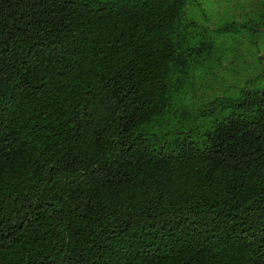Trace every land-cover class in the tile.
Returning <instances> with one entry per match:
<instances>
[{
	"label": "trees",
	"instance_id": "trees-1",
	"mask_svg": "<svg viewBox=\"0 0 264 264\" xmlns=\"http://www.w3.org/2000/svg\"><path fill=\"white\" fill-rule=\"evenodd\" d=\"M185 6L0 0V264H264V89L202 147L146 130L211 47Z\"/></svg>",
	"mask_w": 264,
	"mask_h": 264
},
{
	"label": "rangeland",
	"instance_id": "rangeland-1",
	"mask_svg": "<svg viewBox=\"0 0 264 264\" xmlns=\"http://www.w3.org/2000/svg\"><path fill=\"white\" fill-rule=\"evenodd\" d=\"M182 22L190 45L211 47L188 57L187 77L165 114L146 127L156 148L182 140L198 147L216 120L233 109L245 92L264 89V0H185ZM231 23L232 30L222 26ZM208 107L212 110L202 114Z\"/></svg>",
	"mask_w": 264,
	"mask_h": 264
}]
</instances>
